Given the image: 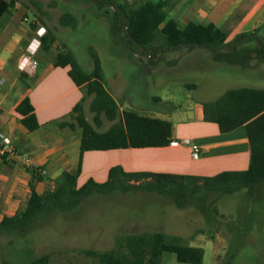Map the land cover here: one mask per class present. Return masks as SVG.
I'll list each match as a JSON object with an SVG mask.
<instances>
[{"label": "crops", "instance_id": "obj_1", "mask_svg": "<svg viewBox=\"0 0 264 264\" xmlns=\"http://www.w3.org/2000/svg\"><path fill=\"white\" fill-rule=\"evenodd\" d=\"M79 1V5L74 6L72 11L78 21L77 28L60 25V17L64 12L59 6L32 1V4L39 5V9L35 5L34 11L30 3L22 0L11 14L2 18L0 23V140L2 138L11 140L18 151L29 155L33 163L41 168L42 180L33 182L38 193L54 189L56 182H64L65 172L80 171L78 186H82L89 179L98 183L106 182L110 169L115 166H121L126 172L201 177L214 176L224 171H244L250 167L252 149L246 128L242 126L232 132L222 133L217 124L205 120L204 103L215 101L219 97L208 99L209 97L205 96H194V93L205 88H201V83L182 80H176L173 85L175 88H166V100L161 96L151 95L148 93L149 88L144 79L145 71L142 65L137 66L133 82L125 74L122 63L128 64L133 61L128 56V49L111 55L114 59H121V65L109 74L104 70L105 87L118 103L121 112L135 111L144 116L171 122L173 140H190L200 146L201 156L199 159H193L189 148L172 145L82 153V130L76 123L74 108L83 101L84 113L88 119L87 114L91 111L93 96L88 95L86 86L74 84L69 76V67L62 68L56 65L57 54L71 52L78 58L74 52L76 42L71 45L68 39L73 38L74 33L81 27L88 25V19L94 17L93 13L96 20L106 24L105 33L112 45L119 44L123 48L124 43L117 36L116 24L111 17L114 8L101 9L92 4H86L87 6L82 4L81 1L84 0ZM117 1L141 6L162 0ZM167 1L169 8L166 20H175L180 27H185L190 22L215 24L229 30L227 43L242 33H251L261 28L264 24V0ZM87 7L92 10L87 11ZM29 9L34 14L33 19L28 15ZM55 15L57 19L52 21ZM40 28L52 30L56 35V42L48 51H44L40 46L38 57H35L37 66L35 68L29 66L23 70L21 62L32 49L36 48V40L40 39L38 35ZM91 33H95L94 30ZM261 33H264V29L259 33L264 38ZM94 46L89 44L85 47L88 57L85 64L78 61L88 72L94 68L90 49L96 51L103 66L99 49ZM187 55H204L213 60L212 54L205 49L182 48L168 53L160 52L154 64L147 65L156 75V79L161 82L164 80L166 83L164 77L170 73L176 74ZM233 67L238 69V73L257 71L251 66ZM243 87L249 86L236 88ZM175 91L185 94V102L176 103ZM26 99L31 101L40 124V128L35 131H29L21 123L22 116L17 112V107ZM165 103H169L168 109L163 106ZM61 123L72 124L73 128L61 127L59 125ZM108 129L101 131L105 132ZM31 172V169H27L20 162H8L0 158V219L12 217L26 207L32 194ZM251 228L249 222L247 230ZM212 238L215 239L216 236ZM218 240L221 238L216 239Z\"/></svg>", "mask_w": 264, "mask_h": 264}, {"label": "trees", "instance_id": "obj_2", "mask_svg": "<svg viewBox=\"0 0 264 264\" xmlns=\"http://www.w3.org/2000/svg\"><path fill=\"white\" fill-rule=\"evenodd\" d=\"M84 1L101 9L114 8L111 17L116 24L117 36L130 50L131 58L135 59L137 55L147 56V63L154 64L160 52L202 48L212 54L216 63L247 67L255 60L264 64V38L259 34L264 29V24L227 43L229 30L215 24L190 22L185 27H180L175 20H166L169 8L167 0L141 6L117 0ZM18 3H21L20 0H0V23L5 15L13 12ZM34 5L39 9L38 4ZM60 25L77 28L78 21L73 13L64 12L60 17ZM55 42L56 35L49 29L41 37V48L48 51ZM90 54L94 63L90 72L80 65L71 52H59L56 62L58 67H69V76L74 84L86 86L88 95L93 96L90 105V110L94 113L93 123L85 116L83 101L74 108L76 123L82 130V153L169 146L173 141L172 123L135 111L121 112L118 103L105 87L100 57L94 49H90ZM17 112L22 116L21 123L29 131L40 128L29 99L17 107ZM103 116L113 122L105 132L99 129ZM204 116L207 122L217 124L222 133L232 132L242 126L246 128L252 149L251 164L247 170L224 171L214 176L201 177L126 172L121 166H115L110 169L106 182L98 183L89 179L82 186H78L80 171L65 172L64 182H56L54 189L42 194L33 185L34 181H41L42 176L32 171V194L26 207L12 217L0 219V234L9 235L29 230L40 216L70 212L86 198L96 194L154 191L171 199L179 209L186 208L203 192L232 195L245 189L253 198L255 191L264 187V89L243 87L228 90L215 101L204 103ZM59 125L73 128L72 124ZM166 252L175 253L177 261L184 264H202L204 259L203 248L184 245L180 237L172 238L161 231L120 235L116 246L107 251H80L98 264H163V254ZM29 264H50V255H43Z\"/></svg>", "mask_w": 264, "mask_h": 264}, {"label": "rangeland", "instance_id": "obj_3", "mask_svg": "<svg viewBox=\"0 0 264 264\" xmlns=\"http://www.w3.org/2000/svg\"><path fill=\"white\" fill-rule=\"evenodd\" d=\"M22 1L30 3L34 11L36 9L32 1L59 6L61 11L71 13L73 7L80 2ZM88 10L92 9L87 7ZM27 12L33 19V12L30 9ZM93 16L91 20L88 19L86 27H81L73 38L68 39V43L73 45L76 42L74 52L81 64H85L88 58L85 47L95 45L103 60V71L109 74L121 65V59H114L111 55L124 52L128 47L125 44L123 48L119 44L112 45L105 33L106 24L96 20L94 13ZM56 19L55 15L52 21ZM93 30L95 33H91ZM128 56L134 62H123L122 65L130 81H134L137 66L142 65L148 93L165 100L166 88H175L173 85L176 80L201 83V88L205 89L193 95L209 97L208 99H216L227 90L245 85L264 89V64L255 60L249 66L257 71L238 73L236 67L216 63L204 55H187L176 74H163L166 76L165 81L167 80L164 83V80L161 82L156 79V75L148 67L149 57L137 55L135 59L131 58L129 49ZM174 93L177 96L176 103L185 102L184 93ZM163 106L168 109L170 105L165 103ZM87 115L93 123L94 113L90 111ZM112 124L103 116L99 129L104 131ZM249 222L252 228L248 232ZM157 231L165 232L172 238L180 237L184 245L203 248L202 264H264V187H259L253 198L245 189L232 195L203 192L184 209L177 208L171 199L154 191L92 195L75 210L40 216L29 230L9 235L0 234V264H29L46 254L50 255V264H98L80 251H107L116 246L120 235ZM200 232L205 234H199ZM214 236L215 239L212 238ZM219 236L221 240L216 241L220 239ZM238 240L241 242L238 243ZM163 264L184 263L178 262L175 254L164 253Z\"/></svg>", "mask_w": 264, "mask_h": 264}, {"label": "built area", "instance_id": "obj_4", "mask_svg": "<svg viewBox=\"0 0 264 264\" xmlns=\"http://www.w3.org/2000/svg\"><path fill=\"white\" fill-rule=\"evenodd\" d=\"M46 33L45 28H40L38 30V35L40 39H37V45L36 48L32 49L29 54H27L22 62H21V68L24 70L28 68L29 66L35 68L38 64L37 60H35V57H38V49L41 46V37ZM172 146H183L187 147L190 150L191 157L193 159H199L201 156V148L200 146L192 143L190 140L185 139L181 141L173 140L171 142ZM0 158L4 161L8 162H20L22 163L27 169H31L32 171H35L37 174L42 176V170L38 166H36L32 158L24 154L16 149L14 144L9 140L8 138H2L0 140Z\"/></svg>", "mask_w": 264, "mask_h": 264}]
</instances>
